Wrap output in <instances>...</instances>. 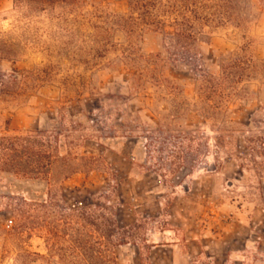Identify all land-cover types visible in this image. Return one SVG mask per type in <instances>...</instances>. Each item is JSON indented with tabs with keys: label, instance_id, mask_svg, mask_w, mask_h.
Wrapping results in <instances>:
<instances>
[{
	"label": "rangeland",
	"instance_id": "rangeland-1",
	"mask_svg": "<svg viewBox=\"0 0 264 264\" xmlns=\"http://www.w3.org/2000/svg\"><path fill=\"white\" fill-rule=\"evenodd\" d=\"M137 1L0 0V83L29 86L0 91V137L60 147L45 180L0 173V264H264V77L214 86L229 54L264 63V0L207 30L211 90ZM70 149L92 160L63 180Z\"/></svg>",
	"mask_w": 264,
	"mask_h": 264
},
{
	"label": "trees",
	"instance_id": "trees-1",
	"mask_svg": "<svg viewBox=\"0 0 264 264\" xmlns=\"http://www.w3.org/2000/svg\"><path fill=\"white\" fill-rule=\"evenodd\" d=\"M57 0H16L22 7L42 4L51 6ZM248 0H139L132 4L139 22L154 33H162L166 42L165 50L180 52L189 57V62H196L199 67L200 81L204 89L211 90L213 78L207 73L205 63L199 52L202 45H208V32L219 27L230 25L240 29L245 24L242 12ZM134 20V19H133ZM170 28L169 33L167 29ZM218 98L223 100L227 88H234L254 77H264V63L255 61L242 49L223 57L218 63ZM9 82L1 79L0 91L11 92L12 89L22 92L29 86L23 78L11 76ZM58 138L49 140L43 132L18 133L0 137V173H7L25 180H45L50 177L55 165L60 160ZM55 144V145H54ZM68 145L72 146V143ZM87 157H72L71 149L62 159L63 180L79 174L74 161L87 162ZM26 205V204H25Z\"/></svg>",
	"mask_w": 264,
	"mask_h": 264
}]
</instances>
